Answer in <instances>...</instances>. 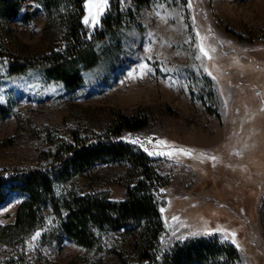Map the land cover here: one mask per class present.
<instances>
[{"label": "rangeland", "instance_id": "1", "mask_svg": "<svg viewBox=\"0 0 264 264\" xmlns=\"http://www.w3.org/2000/svg\"><path fill=\"white\" fill-rule=\"evenodd\" d=\"M87 15L84 7L83 21ZM107 16L112 28L103 24ZM6 26L2 49L37 66L8 76L0 90V101L6 90L16 95L11 114L0 118V172L49 163L58 145L72 143V132L104 133L117 112L144 114L149 125L121 139L145 151L166 180L155 193L160 252L188 241H218L234 246L236 264H264V0H108L98 24L83 22L87 49L73 66L92 81L106 73L116 49L125 62L107 83L69 94L41 77L43 58L65 49L59 13L48 16L40 4L24 1ZM90 53L97 58L85 70L81 61ZM143 65L152 71L142 72ZM8 66L0 60L1 75ZM131 174L123 163L96 164L56 190L121 201ZM18 203L9 195L0 204V226L14 222ZM44 212L31 235L0 240V264H117L109 250L129 239L109 233L93 249L59 243L52 233L43 237L56 227L51 211Z\"/></svg>", "mask_w": 264, "mask_h": 264}, {"label": "trees", "instance_id": "2", "mask_svg": "<svg viewBox=\"0 0 264 264\" xmlns=\"http://www.w3.org/2000/svg\"><path fill=\"white\" fill-rule=\"evenodd\" d=\"M24 1H34L44 9L46 15L58 12L65 33V49L43 58L41 77L53 83L64 93H73L93 83H107L125 57L119 49L108 59L109 65L103 76H94L90 81L74 61L83 55L87 43L83 29L85 0H0V31L9 32L6 24L17 17ZM117 20V15L114 17ZM112 28L111 17L103 21ZM117 23L115 26H118ZM0 38V60L9 61V70L0 74V90L7 77L19 75L26 70L34 71L37 64H24L2 49ZM116 48V47H115ZM96 54L82 58L85 70H89ZM39 66V65H38ZM0 101V118L11 114L16 95L5 91ZM144 114L117 112L104 133L93 137H82L72 132V143L58 145L51 153L49 163L37 168L0 172V204L9 195L19 199L14 210V222L0 226V240H23L43 224L45 209L54 216L55 228L43 237L54 234L59 243L69 241L79 247L93 249L102 246L104 235L118 233L128 240L120 248L113 247L109 253L117 258V264H236L238 252L233 245L218 241H188L172 249L160 252V234L163 223L155 202L156 190L166 184L152 160L143 150L122 141L125 131L136 132L149 125ZM123 163L132 170L125 197L121 201H110L105 194H83L67 191L59 195L57 185L65 183L75 175L87 171L96 164ZM2 264H23L10 259Z\"/></svg>", "mask_w": 264, "mask_h": 264}, {"label": "snow or ice", "instance_id": "3", "mask_svg": "<svg viewBox=\"0 0 264 264\" xmlns=\"http://www.w3.org/2000/svg\"><path fill=\"white\" fill-rule=\"evenodd\" d=\"M107 6H108V0H87V2L85 4V8H86V10L88 12V15L85 16L84 21H83L85 23V25L91 24L92 26H95L96 24H98L99 17L106 10ZM200 52L205 57L211 58L209 56L208 52L205 50L203 44L200 45ZM199 58L200 57L198 56L197 59H199ZM141 71L142 72H150V71H152V69L148 68L147 65H143V66H141ZM131 142L132 143H138V141H131ZM149 143H151V141H149ZM159 144L167 147V145L165 144L164 141H160ZM179 152L182 153V154H185V155H190V153L185 152L183 149H180ZM153 154L168 155V156L173 155V153H171V152H169V153H165V152H157V153L149 152V155H153ZM212 159L215 160V157H212ZM161 211H163V209H161ZM173 219L175 220V219H178V218L173 217ZM39 235H40V233L37 232L36 236L33 237V239H36L37 237H39ZM230 235L234 238L235 233H231ZM225 239H227V235L225 236ZM234 242H235V240L233 239V243Z\"/></svg>", "mask_w": 264, "mask_h": 264}]
</instances>
